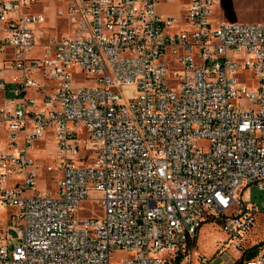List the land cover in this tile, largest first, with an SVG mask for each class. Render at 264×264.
<instances>
[{"label":"built area","instance_id":"2783aa9c","mask_svg":"<svg viewBox=\"0 0 264 264\" xmlns=\"http://www.w3.org/2000/svg\"><path fill=\"white\" fill-rule=\"evenodd\" d=\"M183 1L175 18L158 7L176 0H0V264H172L211 221L243 249L259 211L241 194L264 191V24ZM44 3L69 28L31 57ZM47 140L57 169L29 155Z\"/></svg>","mask_w":264,"mask_h":264},{"label":"rangeland","instance_id":"374dc122","mask_svg":"<svg viewBox=\"0 0 264 264\" xmlns=\"http://www.w3.org/2000/svg\"><path fill=\"white\" fill-rule=\"evenodd\" d=\"M181 5L182 7H185L184 1L176 0L173 4L160 5L158 10L162 16H166L165 14H167L178 18ZM51 7L53 8V5L50 4V6H48L44 3L42 6H36L33 8V10L37 12L42 11L47 17V22L35 32L37 47L31 53V57L41 58L43 56V48L40 45L44 43L45 37L52 39L57 36L60 39L64 34L67 35L66 31L69 28L67 20L56 19ZM174 13L177 14L174 15ZM214 17L230 23L264 24V0H221L220 6L215 12ZM177 26L178 25H175V27ZM63 31L65 32L64 34L62 33ZM244 73L250 75V71H245ZM74 74L78 77L83 76L81 70H75ZM7 78H9V76H7ZM78 82H80V80ZM56 148V142L53 140L36 142L29 149V155L34 159L36 164L44 170L49 166L57 169L59 166V160L57 159ZM43 175V180L41 177L37 180L36 189L38 191H44L46 182L49 191L53 192L56 190L57 184L55 182L60 177V173L58 171H55L52 174L43 172ZM241 196L245 205L255 206L259 212L262 211L264 191H260L256 186L252 185L244 189ZM96 197H99V194H92V198ZM85 207L87 211L94 210L96 214L101 213L100 208L95 202L87 203ZM0 223H7L10 227L14 226L13 222H6L5 213L1 209ZM10 232L14 234L13 231ZM263 241L264 218L261 215L256 216L253 228L242 237L240 241V245L243 248L242 250H237L235 244L228 240V236L223 231L222 225L219 221L205 222L199 230L196 243H193L190 246L184 257L172 264H200V260L204 257L211 261V264H238L243 252L246 249H250L253 245L260 244L258 253L255 257L262 254L264 252ZM126 257L127 254L123 252L114 255L115 260L125 259Z\"/></svg>","mask_w":264,"mask_h":264},{"label":"trees","instance_id":"16d2710c","mask_svg":"<svg viewBox=\"0 0 264 264\" xmlns=\"http://www.w3.org/2000/svg\"><path fill=\"white\" fill-rule=\"evenodd\" d=\"M259 245L260 244H257V245H253L250 249H246L242 256H241V259L240 261L238 262V264H240L241 262L243 261H246V260H250V259H253L257 253H258V250H259ZM237 264V263H236Z\"/></svg>","mask_w":264,"mask_h":264},{"label":"crops","instance_id":"0c3cea01","mask_svg":"<svg viewBox=\"0 0 264 264\" xmlns=\"http://www.w3.org/2000/svg\"><path fill=\"white\" fill-rule=\"evenodd\" d=\"M219 6H220V5H219ZM219 6H218V7H219ZM218 7H217V9H218ZM216 11H217V10H216ZM176 14H177V13H174V15H176ZM165 15H167V14H165ZM263 204H264V203H263ZM256 208H257V207H256ZM257 210H258V209H257ZM259 215H261V216L264 218V208L262 209V211L259 212L258 216H259ZM255 258H256V257H255ZM217 264H220V263H217Z\"/></svg>","mask_w":264,"mask_h":264}]
</instances>
